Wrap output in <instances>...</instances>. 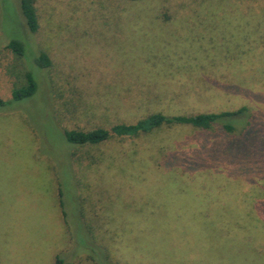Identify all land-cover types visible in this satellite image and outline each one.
Returning <instances> with one entry per match:
<instances>
[{
	"label": "rangeland",
	"instance_id": "1",
	"mask_svg": "<svg viewBox=\"0 0 264 264\" xmlns=\"http://www.w3.org/2000/svg\"><path fill=\"white\" fill-rule=\"evenodd\" d=\"M207 1L148 0L118 31L102 0H36L32 34L20 0H0V98L28 72L39 86L0 108V264H264V0ZM244 106V150L191 126L75 148L60 131Z\"/></svg>",
	"mask_w": 264,
	"mask_h": 264
},
{
	"label": "trees",
	"instance_id": "2",
	"mask_svg": "<svg viewBox=\"0 0 264 264\" xmlns=\"http://www.w3.org/2000/svg\"><path fill=\"white\" fill-rule=\"evenodd\" d=\"M147 1L148 0H102V9L106 11L112 6L118 7V14H116L114 17H111V19L116 18L115 26L117 27L118 31H122L123 20H128L126 22H129L130 28L136 26L137 23H134V21L142 18L140 17L142 16L140 15L142 13V10H138L139 5L143 6V4ZM244 1L247 0H241L238 2L239 4H241ZM197 2L206 3L209 1L197 0ZM20 9L29 32L32 34L38 33L41 29V24L38 9L36 6V0H20ZM164 9H162L161 7L155 8L151 17L155 20H159L161 23L167 22L168 19H170L168 18L169 15H167V10L174 12L176 8L173 9L170 7H166ZM100 16H102V13ZM8 49L23 58L27 57V55L29 54L26 45L18 40L9 41ZM36 62L41 68H48L51 66V61L45 53H40V55L36 57ZM38 90L39 86L38 82L35 79V76L32 73L28 72L26 74V84L20 88L14 89L9 101H5L0 98V108L9 106L14 102H20L30 99L37 94ZM165 126H191L194 129L201 131V133H203L204 135L215 134L219 137L226 138L228 140V143H230V145H232L236 150H244L245 148H247L248 144H251L252 139H254L252 137H254L256 134V125L254 122L253 114L251 113V110L246 106L241 107L236 111H221L201 113L196 115L169 116L162 113H154L136 123H120L112 126L110 129L97 128L90 131L59 130L62 132L66 141L71 144L73 148H75L84 146H97L109 141L114 137H138L143 134H149ZM72 156L73 155L70 152L69 160H71ZM193 164L194 166L192 168L196 166L193 169V172L204 168L202 167L204 163L200 165L199 162L196 163L195 161ZM161 165L166 169L181 167L183 168V171H189L187 167H184V162L179 160L175 154H167L164 158H162ZM75 193L77 195H80L78 192V187L76 188ZM59 194H61V197L63 196L62 191H60ZM60 207L61 215L65 218L66 214L63 209L62 199ZM103 252L105 251L103 250ZM56 263L63 264L60 258L56 260ZM104 264L109 263L106 262Z\"/></svg>",
	"mask_w": 264,
	"mask_h": 264
}]
</instances>
